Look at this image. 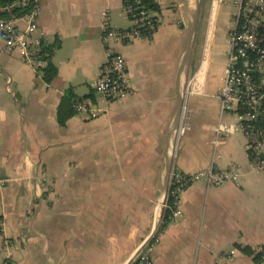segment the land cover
I'll list each match as a JSON object with an SVG mask.
<instances>
[{
    "label": "crops",
    "instance_id": "0c3cea01",
    "mask_svg": "<svg viewBox=\"0 0 264 264\" xmlns=\"http://www.w3.org/2000/svg\"><path fill=\"white\" fill-rule=\"evenodd\" d=\"M157 1L151 38L112 45L125 59L135 90L120 103L97 99L91 83L105 59L102 13L112 27L130 28L122 0L40 5L35 35L43 34L46 44L60 41L51 60L58 74L50 84L17 51H4L0 38V178L10 179L0 189V264L3 232L12 242L7 264H135L160 223L170 173L211 165H237L239 183L189 185L180 196L182 215L150 253L152 264H264L241 250L264 246V172L250 169L238 129L216 150L212 143L233 7L211 0ZM211 17L203 92L186 95L191 41L197 39L199 64ZM19 19L16 26L24 28ZM217 31L225 48L215 81L208 72ZM69 88L74 100L93 95L105 112L94 119L74 114L59 125L56 112ZM183 106L190 111L189 129L179 136ZM41 173L51 186L32 180Z\"/></svg>",
    "mask_w": 264,
    "mask_h": 264
},
{
    "label": "built area",
    "instance_id": "2783aa9c",
    "mask_svg": "<svg viewBox=\"0 0 264 264\" xmlns=\"http://www.w3.org/2000/svg\"><path fill=\"white\" fill-rule=\"evenodd\" d=\"M27 0H23L25 5ZM212 3L224 2L233 7L230 15L231 27L224 39L226 47V62L223 68L222 84L216 99L219 107L218 122L215 127L213 147L216 150L226 136L238 129L245 140V152L248 156L250 169L254 172H264V0H211ZM122 0V13L130 22V28L119 30L112 27L106 12L101 18V40L104 46V62L98 70L97 77L91 83V88L97 99L105 104L120 103L133 91L129 81L125 59L116 53L114 43L129 44L141 38H148L156 30L151 14L139 10ZM39 7L34 6L24 15V28L15 24V19H0V38L3 50L17 51L22 61L34 70L43 68L45 62L38 56L40 46L45 42L43 34L35 35ZM145 29L146 35H142ZM213 37L212 17L207 25L204 36L199 68L186 84V95L203 92L206 67L209 62ZM105 112L90 98H80L74 104V114L87 119H94ZM190 111L183 106L177 130L179 136L189 129ZM237 165H229L225 169H216L212 165L194 173L172 171L168 179L167 189L162 199V210L167 206L168 195L173 198L170 224L182 215L180 196L192 183L203 181L209 186H221L226 182L239 183L240 173ZM35 183L49 184L52 181L41 173L32 177ZM10 179L0 178V189ZM159 235L153 233L144 243L142 249L134 258L135 264H152L150 253L158 243ZM262 251L261 246L254 247V253ZM11 239L2 233L1 264H7L12 257ZM262 262L264 254H262ZM212 264H219L214 261Z\"/></svg>",
    "mask_w": 264,
    "mask_h": 264
},
{
    "label": "trees",
    "instance_id": "16d2710c",
    "mask_svg": "<svg viewBox=\"0 0 264 264\" xmlns=\"http://www.w3.org/2000/svg\"><path fill=\"white\" fill-rule=\"evenodd\" d=\"M45 0H27L25 5H22L23 0H0V19L1 20H12L22 18L28 14L34 6L40 7ZM132 7L135 8V13L139 10L144 9L147 13L151 14V20L156 22V29L158 26V14L160 13V6L157 0H127ZM156 31V30H155ZM142 35H146L145 29H141ZM151 38V35L148 39ZM60 47V41L56 39L51 44L43 43L40 46L38 56L45 62L43 68L37 69L36 71L41 74L43 81L46 84H50L57 77V69L52 63V55ZM74 94L71 88L66 90L56 112V119L59 125H64L65 122L74 115V104L80 100V98L74 100ZM92 101H95L93 95L87 96ZM84 97V98H87ZM83 98V97H82ZM81 98V99H82ZM173 198L168 195L167 206L162 210L161 220L156 229L155 235H160L170 225V216L172 211ZM262 251L258 254L253 255L254 248H242L241 250L253 257L254 261L262 262V254H264V246ZM264 262V261H263Z\"/></svg>",
    "mask_w": 264,
    "mask_h": 264
},
{
    "label": "rangeland",
    "instance_id": "374dc122",
    "mask_svg": "<svg viewBox=\"0 0 264 264\" xmlns=\"http://www.w3.org/2000/svg\"><path fill=\"white\" fill-rule=\"evenodd\" d=\"M17 20V19H16ZM23 21H21V19H19L18 20V23L20 24V23H22ZM23 25H24V22H23ZM223 26H224V21L222 20V21H220L219 22V24H218V26H217V28L219 29L220 27H222L223 28ZM206 30H207V28H206ZM228 33V32H227ZM227 36V34L224 36V39H225V37ZM215 39L216 40H218V42H219V44H217L216 46H214L213 47V50H212V52L214 53V58H215V61H213L212 59H211V64H210V68H209V72H208V74H209V77L211 78V79H213V80H215V77H216V80L215 81H217V75H216V73H219L220 72V67H218V64H217V60L219 59V60H221L222 59V52H223V50H224V46L222 45V43H220L221 42V39H223V32L222 31H220V32H216V34H215ZM195 48H197V39H193L192 41H191V46H190V51H189V58H188V60H189V65H188V74H186V82H185V84L187 83V81L189 80V78L194 74V73H196L197 72V70H198V68H199V64H197V62L194 60L196 57H197V51H196V49ZM203 48V47H202ZM192 50V51H191ZM201 54H202V49H201V47L199 48V52H198V56H200V58H201ZM216 62V63H215ZM208 66V65H207ZM190 70V71H189ZM206 70H207V67H206ZM187 75H188V77H187ZM214 81V82H215ZM133 88V91H135L134 90V87H132ZM134 92H132L131 94H133ZM131 94H129V95H131ZM128 95V96H129ZM127 96V97H128ZM188 105V107H189V103L187 104ZM181 147H182V144H181V139H179V141H178V144H177V151L179 150L180 151V149H181ZM240 178H241V174H240ZM239 178V179H240ZM226 183H228V182H226ZM225 184V183H224ZM160 220H161V218H160Z\"/></svg>",
    "mask_w": 264,
    "mask_h": 264
}]
</instances>
